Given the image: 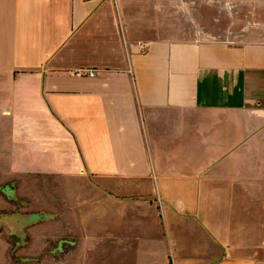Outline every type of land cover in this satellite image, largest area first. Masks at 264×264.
Returning <instances> with one entry per match:
<instances>
[{"label":"crops","instance_id":"obj_1","mask_svg":"<svg viewBox=\"0 0 264 264\" xmlns=\"http://www.w3.org/2000/svg\"><path fill=\"white\" fill-rule=\"evenodd\" d=\"M133 9L0 0V169L91 181L68 203L71 264L95 238L101 264H264V176L183 169L225 133L264 140V48L168 45Z\"/></svg>","mask_w":264,"mask_h":264},{"label":"rangeland","instance_id":"obj_2","mask_svg":"<svg viewBox=\"0 0 264 264\" xmlns=\"http://www.w3.org/2000/svg\"><path fill=\"white\" fill-rule=\"evenodd\" d=\"M129 5L136 13H146L151 21V38L166 41L168 45L210 40L238 50L264 48V0H129ZM141 37L148 38L147 35ZM219 137L223 145L209 144L205 166L203 163L201 167L187 164L183 168L186 173L195 175L203 169L207 176L222 169L223 177L230 178L239 175L231 166L239 165L249 166L247 172L254 173V177L264 176V140L254 137L241 140L227 133ZM236 144L239 145L237 150L228 154ZM247 147L251 151L243 152ZM192 154L193 151L190 159L194 160L196 156ZM167 169L169 173H184L182 167L174 165ZM89 183L91 181L85 177L78 180L0 169V264H71L75 261L68 259L75 245L66 243L76 242L71 237L75 233L72 226L68 228L67 219H73L74 214L68 203L74 188L79 187L80 195L84 196ZM214 202L222 208L226 204L222 199ZM88 213L91 220H99L98 206ZM97 233L96 225L92 234L96 237ZM95 239L97 251L84 256V264H101L105 259L98 256ZM111 261L106 259L108 264Z\"/></svg>","mask_w":264,"mask_h":264},{"label":"built area","instance_id":"obj_3","mask_svg":"<svg viewBox=\"0 0 264 264\" xmlns=\"http://www.w3.org/2000/svg\"><path fill=\"white\" fill-rule=\"evenodd\" d=\"M83 1H90V0H83ZM112 1L115 4V0H112ZM137 45L140 47V50L141 51H144L145 50V46H143L142 44H140V42H137ZM85 72L86 73H84V71L77 70V71H75L73 73V75L82 77L83 76V73H84L85 76H87V77H94L95 76V73H96L95 70H86Z\"/></svg>","mask_w":264,"mask_h":264},{"label":"water","instance_id":"obj_4","mask_svg":"<svg viewBox=\"0 0 264 264\" xmlns=\"http://www.w3.org/2000/svg\"><path fill=\"white\" fill-rule=\"evenodd\" d=\"M37 217H39V216H35V218H37ZM40 217H41V215H40Z\"/></svg>","mask_w":264,"mask_h":264}]
</instances>
